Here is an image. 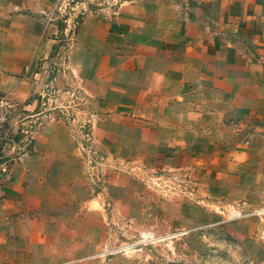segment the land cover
I'll return each mask as SVG.
<instances>
[{
	"label": "crops",
	"instance_id": "0c3cea01",
	"mask_svg": "<svg viewBox=\"0 0 264 264\" xmlns=\"http://www.w3.org/2000/svg\"><path fill=\"white\" fill-rule=\"evenodd\" d=\"M48 7V0H0V90L19 104L12 127L41 89L39 64L56 46L59 26L44 18ZM71 51L62 83L84 88L98 114L91 118L97 136L118 155L145 149L171 169L202 168L211 176L220 169L222 194L264 184V172L250 171L264 136V0H134L87 14ZM57 54L61 62L64 52ZM2 144L0 154H14L10 141ZM74 152L59 119L32 149L12 156L0 181V264H63L62 232L73 224L40 210L70 202L82 213L89 202L81 169L69 166Z\"/></svg>",
	"mask_w": 264,
	"mask_h": 264
},
{
	"label": "rangeland",
	"instance_id": "374dc122",
	"mask_svg": "<svg viewBox=\"0 0 264 264\" xmlns=\"http://www.w3.org/2000/svg\"><path fill=\"white\" fill-rule=\"evenodd\" d=\"M132 1L48 0L50 8L43 16L59 26L53 34L56 46L50 57L39 64L45 74L42 87L31 96V106L22 114L18 127L8 122L4 129L0 149L7 139L15 151L8 157L0 154V169L6 168L0 181L10 174L12 156L32 149L45 126L61 119L75 143L77 156L69 159V166L76 163L81 169L78 175L90 197L83 203V214L70 202L51 203L40 210L49 217L64 215L73 224V228L66 227L62 232L68 241L63 264H264V184L240 186L222 194L219 189L224 171L220 169L212 171V176L202 168L194 172L171 169V164L158 161L161 156L145 149L128 158L118 155L105 138L97 136L91 118L98 114L90 107L84 88L63 85L62 80L71 70V50L84 17L97 10L114 12ZM59 51L64 52L61 62L57 59ZM16 104L13 111L19 107L17 101ZM74 110L79 119L91 122L97 144L90 141V154L79 149L72 125L63 116ZM252 133L253 130L244 141ZM261 142L264 136L257 137V160L251 163L250 171L256 173L264 172ZM90 157L92 162L87 160ZM54 159L51 156V161ZM110 175L115 185L109 187ZM67 178L77 181L73 171L67 172ZM58 190L65 192L63 187H53L52 193Z\"/></svg>",
	"mask_w": 264,
	"mask_h": 264
},
{
	"label": "built area",
	"instance_id": "2783aa9c",
	"mask_svg": "<svg viewBox=\"0 0 264 264\" xmlns=\"http://www.w3.org/2000/svg\"><path fill=\"white\" fill-rule=\"evenodd\" d=\"M17 104L15 99L8 96V94H5L0 91V143L3 138V132L6 128L7 123L10 119L11 112L16 108ZM77 110H74L71 114H64V118L69 123V125H72L71 131L74 133V138L79 146V149L83 152V154H86L87 152L90 154L91 146L90 141H95L94 134L90 127V120L88 118L86 119H79V115H77ZM87 116V115H86ZM73 125H75L73 127ZM93 126V125H92ZM96 142V141H95ZM97 144V142H96ZM94 145H92L93 147ZM99 155H96V158ZM95 158V160H96ZM89 162H92L91 157L87 159ZM2 172L5 175L6 168L2 167L0 169V176H2Z\"/></svg>",
	"mask_w": 264,
	"mask_h": 264
}]
</instances>
